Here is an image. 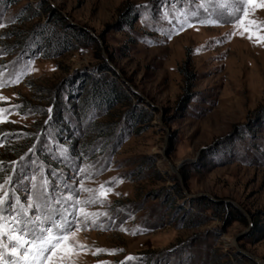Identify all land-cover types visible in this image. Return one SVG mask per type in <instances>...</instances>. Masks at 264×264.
Wrapping results in <instances>:
<instances>
[{"label":"rangeland","instance_id":"374dc122","mask_svg":"<svg viewBox=\"0 0 264 264\" xmlns=\"http://www.w3.org/2000/svg\"><path fill=\"white\" fill-rule=\"evenodd\" d=\"M0 24V264L69 224L72 264H264V7L0 0ZM94 79L124 98L88 104Z\"/></svg>","mask_w":264,"mask_h":264},{"label":"snow or ice","instance_id":"6c2138e0","mask_svg":"<svg viewBox=\"0 0 264 264\" xmlns=\"http://www.w3.org/2000/svg\"><path fill=\"white\" fill-rule=\"evenodd\" d=\"M247 3L249 5H252L253 7H264V3L256 5L254 0H247ZM244 11L245 15H247V9H245ZM210 23L215 24L216 21H210ZM249 23L252 22L249 21ZM3 26V24H0V27ZM244 31H249V29L245 27ZM248 38L251 40L253 38V34L250 33ZM257 41L264 42V36H257ZM102 194L106 195L107 193L105 192ZM2 203L3 198L0 197V204ZM78 230L79 229L74 228L71 224H69L68 227H66L65 230L58 235H53L51 229H46V231L48 232L47 238L40 240L39 246L35 244L30 245V247L35 248V253L31 254L32 259L39 261V264H44L45 253H48L49 264H72L71 257L75 254L72 237L74 232ZM11 238L19 241L21 244L28 243V241L23 240L19 235L16 234H12ZM10 252L12 255H19L15 247L10 248ZM29 255L30 253L28 252L23 253L24 259L27 260L29 258Z\"/></svg>","mask_w":264,"mask_h":264},{"label":"trees","instance_id":"16d2710c","mask_svg":"<svg viewBox=\"0 0 264 264\" xmlns=\"http://www.w3.org/2000/svg\"><path fill=\"white\" fill-rule=\"evenodd\" d=\"M90 78L93 79L92 77ZM114 83L113 79H105L102 82L97 81V79L92 80L87 90L88 95L84 100L93 106H99L111 101L114 104L121 102V99L125 96L124 92L119 86V88L115 87Z\"/></svg>","mask_w":264,"mask_h":264}]
</instances>
